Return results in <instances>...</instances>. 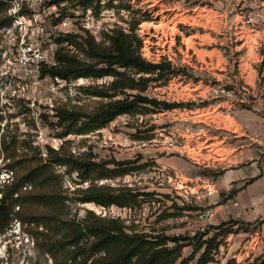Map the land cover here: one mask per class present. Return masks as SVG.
<instances>
[{"label":"rangeland","instance_id":"1","mask_svg":"<svg viewBox=\"0 0 264 264\" xmlns=\"http://www.w3.org/2000/svg\"><path fill=\"white\" fill-rule=\"evenodd\" d=\"M20 1L21 14L35 18L33 25L51 34L43 43L50 60L60 48L59 37L76 36L77 45L67 48L83 59L77 48L85 39L91 36L101 42L115 26L128 31L140 21L136 34L143 58L154 64L171 62L178 70L175 76L152 83L143 95L184 106L171 111L149 107L142 114L119 116L106 128L60 138L64 127L56 111L93 114L107 100L84 89L106 88L113 78L72 80L56 91L48 77L35 84L34 74L16 60L19 33L0 28V142H15L17 154L45 155L48 148L59 150L67 141L74 155L112 162V169L114 162L131 163L126 165L133 170L128 175L95 182L98 187H128L145 194L139 205L126 208L75 202L73 192L90 183L79 184L76 174L68 176L65 168L57 167L63 190L74 201L67 202L73 217L82 219L93 211L121 218L145 233L194 236L206 231V238H211L216 231L203 226L202 218L229 201L215 173L234 167V156L254 143L253 138L259 140L254 152L264 160V31H253L242 20L255 1L94 0L93 8L82 6L81 0ZM128 6L129 11L119 9ZM23 86L26 91L20 92ZM84 124L85 119L78 122L76 131ZM8 162L0 144V186L11 180L12 174L4 169ZM245 171L248 177L256 176V171ZM244 174L236 171V177ZM234 177L229 174L221 182L225 185ZM243 183H232L231 188ZM262 209L264 205L260 208L264 213ZM236 211L230 202L226 217L233 218ZM263 220L264 215L252 225L224 227L222 232L242 231L219 237V252L209 264H264ZM34 232V225L13 219L0 236V264H54L39 248ZM192 253V247L184 248L180 262ZM199 256L190 264H196Z\"/></svg>","mask_w":264,"mask_h":264},{"label":"trees","instance_id":"2","mask_svg":"<svg viewBox=\"0 0 264 264\" xmlns=\"http://www.w3.org/2000/svg\"><path fill=\"white\" fill-rule=\"evenodd\" d=\"M12 0H0V28L10 27L13 19L7 15ZM94 0H81L86 8H93ZM129 11L130 7H119ZM5 13V16H1ZM100 11H96V14ZM140 21H134L130 30L115 26L104 34V40L96 42L88 37L77 50L85 56L71 53L67 47L76 44V36L69 34L58 38L60 48L54 54L55 65L43 66V76L59 77L66 81L81 78L99 80L112 77L108 87L91 86L84 90L90 95L106 99L96 111L80 116L68 110L56 111L59 125L64 127L60 138L69 134H87L92 130L106 128L117 117L144 113L149 107L171 111L183 104L168 103L148 98L146 92L152 83L178 74L171 62L158 64L147 61L141 55L142 41L136 34ZM67 43L66 47L62 45ZM144 110V111H143ZM85 119V128L76 131V124ZM64 142L59 150L48 148L41 151L17 154L15 142L2 140L1 150L5 152L4 169L12 174L9 183L0 186V236L6 232L13 219L23 224L34 225L39 248L50 255L54 264H190L198 257L196 264H209L219 252V237L241 233L238 230L222 229L228 225H252L230 220L217 226L211 238L209 232H197L194 236H167L133 230L121 218L102 217L88 211L82 219L70 214L67 202L94 203L104 208L117 206L126 208L139 205L145 194L128 187H98L95 182L128 175L129 162H97L90 155H74ZM57 167L65 168L68 176L77 175L79 184L89 182L84 189H76L69 198L63 190V175ZM224 174L218 170L216 178ZM9 178V179H10ZM31 187V190H28ZM25 189V191H23ZM239 189L234 187L228 194L232 199ZM19 210L15 212V209ZM264 222V220H263ZM40 228H42L40 230ZM192 247L193 253L183 259V249ZM231 264V263H228Z\"/></svg>","mask_w":264,"mask_h":264},{"label":"built area","instance_id":"3","mask_svg":"<svg viewBox=\"0 0 264 264\" xmlns=\"http://www.w3.org/2000/svg\"><path fill=\"white\" fill-rule=\"evenodd\" d=\"M247 3L249 0H236ZM255 5L251 7L242 17L243 25L253 31H264V0H254ZM22 3L20 0H12L11 7L8 10L9 16L13 19L12 26L8 29L17 31L19 33V49L17 53V63L20 67L29 69L34 77L35 84L39 83V79L46 78L51 80V89L56 91L59 88L65 87L69 81L63 80L59 77L43 76V66L55 65L54 57L50 60L46 56L43 43L44 40L50 39L51 34L45 32L40 26L33 25L36 22L35 18H28L21 14ZM26 87L23 86L20 92H25Z\"/></svg>","mask_w":264,"mask_h":264},{"label":"crops","instance_id":"4","mask_svg":"<svg viewBox=\"0 0 264 264\" xmlns=\"http://www.w3.org/2000/svg\"><path fill=\"white\" fill-rule=\"evenodd\" d=\"M251 137V136H250ZM253 142L250 146L240 149L238 154L234 156V167H230L224 170V174L217 179V184L229 193L232 183L236 184L239 181H244L237 188L238 193L232 199H229L225 204H218L217 207L207 216H203L202 225H220L230 220H238L246 223H253L260 218L264 213L260 211V208L264 205V160H260L258 155L254 152V146L259 142L253 138ZM245 170L256 171L255 177H248L249 175ZM236 171L244 172V177H236ZM259 171V173H257ZM229 174H233L235 177L228 180L225 185L222 184V179L228 177ZM261 185H260V183ZM259 183V185H258ZM232 202L237 211L235 216L228 219L225 214V209L229 208V204ZM248 210L245 213L244 210ZM264 210V209H262Z\"/></svg>","mask_w":264,"mask_h":264},{"label":"bare ground","instance_id":"5","mask_svg":"<svg viewBox=\"0 0 264 264\" xmlns=\"http://www.w3.org/2000/svg\"><path fill=\"white\" fill-rule=\"evenodd\" d=\"M212 16V15H211Z\"/></svg>","mask_w":264,"mask_h":264}]
</instances>
